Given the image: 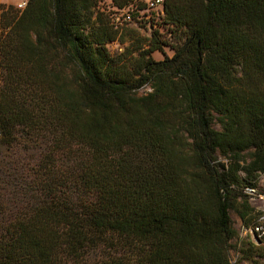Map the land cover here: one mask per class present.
<instances>
[{"label": "trees", "instance_id": "1", "mask_svg": "<svg viewBox=\"0 0 264 264\" xmlns=\"http://www.w3.org/2000/svg\"><path fill=\"white\" fill-rule=\"evenodd\" d=\"M146 8L151 37L113 24ZM0 127V264H234L231 213L262 216L264 0L0 1Z\"/></svg>", "mask_w": 264, "mask_h": 264}, {"label": "rangeland", "instance_id": "2", "mask_svg": "<svg viewBox=\"0 0 264 264\" xmlns=\"http://www.w3.org/2000/svg\"><path fill=\"white\" fill-rule=\"evenodd\" d=\"M1 3L7 6H15V2L13 0H0ZM146 1V0H145ZM101 4L103 6H109L111 4V0H101ZM142 19V24H136V22H132L130 27H138V29L144 33L147 37L152 36V32L158 28V23L160 21V15L157 12L150 11L146 8L145 11L141 15H139ZM161 34L164 35V39H170L169 33L167 29L160 28ZM110 49L112 52L122 51V46L118 43H114L110 45ZM174 55V50L169 46H164L162 52H155L152 54V57L155 60H163L165 57H172ZM148 89L143 90L141 92H146ZM9 149L11 154H16V156L10 161H15L18 157L22 156L25 150V146L21 143L15 144L12 147H6ZM248 196L249 202L257 211L261 212L264 215V176L261 177L258 185L255 187V192H245ZM231 217L234 223V228L237 231V238L232 242L233 249L231 251V259L234 264H251L248 261L241 260L240 249L242 248L244 242L249 239H253L250 231L244 226L241 218L237 213L232 212ZM254 240V239H253Z\"/></svg>", "mask_w": 264, "mask_h": 264}, {"label": "built area", "instance_id": "3", "mask_svg": "<svg viewBox=\"0 0 264 264\" xmlns=\"http://www.w3.org/2000/svg\"><path fill=\"white\" fill-rule=\"evenodd\" d=\"M15 2V7L22 11L24 10L30 0H13ZM148 3L149 9H162L165 0H146ZM113 24L116 28L124 27L133 22V14L130 9H125L123 11H118L112 15ZM0 134H1V127H0ZM247 192L254 193V188H247ZM252 234V237L255 241H259L264 238V215L260 217L257 223L248 229Z\"/></svg>", "mask_w": 264, "mask_h": 264}]
</instances>
